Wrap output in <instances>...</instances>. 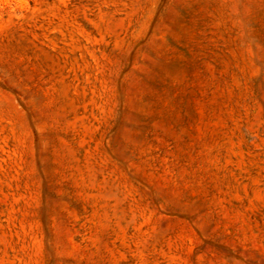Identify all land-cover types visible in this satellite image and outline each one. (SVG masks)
<instances>
[{"label": "rangeland", "instance_id": "obj_1", "mask_svg": "<svg viewBox=\"0 0 264 264\" xmlns=\"http://www.w3.org/2000/svg\"><path fill=\"white\" fill-rule=\"evenodd\" d=\"M0 264H264V0H0Z\"/></svg>", "mask_w": 264, "mask_h": 264}]
</instances>
